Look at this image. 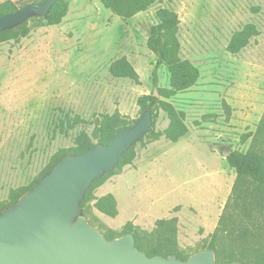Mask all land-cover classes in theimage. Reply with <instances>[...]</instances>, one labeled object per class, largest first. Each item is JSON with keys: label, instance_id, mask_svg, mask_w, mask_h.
<instances>
[{"label": "rangeland", "instance_id": "obj_1", "mask_svg": "<svg viewBox=\"0 0 264 264\" xmlns=\"http://www.w3.org/2000/svg\"><path fill=\"white\" fill-rule=\"evenodd\" d=\"M5 1L21 9L41 0L0 3ZM65 1L69 9L61 24L48 26L32 17L27 37L16 42L19 31H14L0 41V207L11 191L42 179L55 154L72 148L81 131L92 136L97 118L118 112L134 122L143 114L141 96L163 99L159 90L170 88L169 72L147 41L156 12L168 9L180 21L179 56L200 73L194 86L167 100L185 114L188 133L178 143L164 136L140 139L132 164L115 167L94 191L97 199L114 196L117 217L100 213L95 201L82 216L103 235L120 234L127 223L150 234L157 221L176 218L178 250L190 257L207 250L236 181L223 151L259 147L264 0H163L130 19L100 0ZM248 24L258 34L238 54L229 53L232 36ZM122 57L137 72L138 83L110 74ZM67 114L87 123L70 129ZM167 125L160 112L150 131L163 132Z\"/></svg>", "mask_w": 264, "mask_h": 264}, {"label": "trees", "instance_id": "obj_2", "mask_svg": "<svg viewBox=\"0 0 264 264\" xmlns=\"http://www.w3.org/2000/svg\"><path fill=\"white\" fill-rule=\"evenodd\" d=\"M45 1L41 0L35 3ZM161 1L163 0H100L105 8L122 19H130L134 15L146 11L154 3ZM68 9V3L65 0H59L46 17L38 19L44 21L48 26L59 25L66 17ZM17 10L18 7L10 1L0 3V17L12 14ZM156 17L158 22L150 29L147 46L158 56L160 63L167 67L170 88L159 90L163 99L154 95H144L138 99L137 103L141 113L147 110L151 111L153 124L160 112H163L168 120V125L163 132L150 131L144 137L157 140L164 136L171 143H178L188 133V128L184 123L185 114L178 111L167 100L194 86L199 80L200 73L190 61L182 60L179 56L181 45L178 39L180 24L178 15L168 9H159L156 12ZM26 24L27 22L16 29L1 32L0 41H4L14 31H19V35L15 36L16 42L27 37L30 29ZM257 34V29L253 24L246 25L232 36L227 51L231 54H238L248 45L250 38ZM110 74L117 79L139 82L137 72L126 57L112 63ZM65 120L70 129L87 123L81 117L71 118L69 114L66 115ZM139 120L140 118L129 122L118 112L97 118L94 122L95 130L92 136L81 131L72 148L60 150L55 154L42 177L66 156L83 154L98 144L109 145L117 133L132 127ZM256 139H260L259 147L254 146L247 153L232 152L227 157L228 165L236 173V181L208 245V249L214 250L217 264H229L237 261L243 264H264V118L257 130ZM133 147L124 153L116 166L117 168L132 164ZM111 173H106L100 179L93 181L87 189L81 202L85 216L88 214V204L95 201L94 207L100 213L110 218L117 217V202L113 195L107 194L98 199L94 196V191L105 183ZM40 180L38 179L29 187L11 191L7 204L0 207V212L14 206ZM127 234L134 236L136 248L146 253L148 257L176 256L184 261L190 257L178 250L176 218L157 221L156 228L150 234L140 233L131 223H127L120 234L110 231L104 234V237L108 240H115ZM227 241L230 242L229 248H227Z\"/></svg>", "mask_w": 264, "mask_h": 264}, {"label": "water", "instance_id": "obj_3", "mask_svg": "<svg viewBox=\"0 0 264 264\" xmlns=\"http://www.w3.org/2000/svg\"><path fill=\"white\" fill-rule=\"evenodd\" d=\"M58 1L29 4L0 17V33L32 17H46ZM152 125V113L147 110L109 145L98 144L83 154L62 158L14 206L2 211L0 264H217L213 249L185 261L176 256L148 257L136 248L133 235L108 240L82 216L81 202L93 181L114 170ZM231 153L223 151L226 158Z\"/></svg>", "mask_w": 264, "mask_h": 264}]
</instances>
